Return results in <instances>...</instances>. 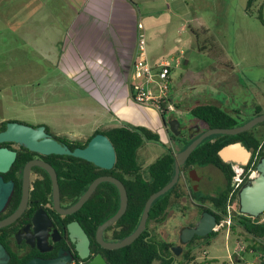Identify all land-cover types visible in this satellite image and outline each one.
<instances>
[{"label":"crops","instance_id":"0c3cea01","mask_svg":"<svg viewBox=\"0 0 264 264\" xmlns=\"http://www.w3.org/2000/svg\"><path fill=\"white\" fill-rule=\"evenodd\" d=\"M199 2V0H0V26L1 29L3 26L7 29L6 31H11L13 34L22 35L26 38L24 42L28 40L27 43L31 44L32 69H27L31 71L27 87L38 85L40 69H57L61 72V76H67L69 80L74 73L73 69H86L78 75L79 78L84 76L80 81L87 83L86 91L95 95L102 106L111 108L119 116L117 119L119 123L129 122L135 126H144L156 134L158 133L156 131L162 132L166 143H170L167 144L166 149L174 151L172 141L178 148L181 143L173 139V132L168 125H165L161 114L159 113L160 118L154 121V118L146 114L148 111L146 105L137 106L135 100H132L134 99L132 95L133 64L138 37L144 33L147 39V58L153 65H158L162 61L172 62L171 60L174 59L176 66H186L188 60L184 58L186 52L182 43L187 42L192 45L194 37L197 38L201 32L208 33L207 17L215 18L219 14L215 12L217 10L215 5L203 6ZM209 8L211 14L207 16L204 11H208ZM16 49V46H13L12 51ZM44 62L46 65L41 66L40 63L44 64ZM9 66V62L0 59V95L3 91L1 87L5 89V85H11L6 84L9 78L4 76L6 70H13L6 69ZM172 70L173 64L171 74ZM228 70L234 69L228 68ZM80 81L79 83L82 84ZM39 87H41L40 83ZM222 87H224V81L216 78L209 89L210 92L207 93L209 96L207 95L203 102L196 100L201 91H198L199 88H194L193 94L188 98L180 94L174 96L170 90L171 100L177 106L175 112L182 113L184 116L191 114L192 109L197 106L210 104L231 115L233 112L240 113L237 108H230V100L216 98ZM35 89L33 96L38 94V86ZM252 100L253 103L256 102L257 97H253ZM253 107V114L262 109L259 102H256ZM171 120L175 118L171 116ZM7 121L9 120L5 116L1 117L0 125ZM45 126L50 131V127ZM195 126L198 125L182 126L181 133L185 134L183 139H189L187 134L189 129H192L195 134L198 132ZM200 128L204 130L202 125ZM166 143L163 142L164 145ZM216 171L223 177V190H225L227 181L223 173L212 165L196 167L189 177L183 178V181L185 180L187 185L192 187L191 198L187 199L194 205L199 206V199L206 197L201 195V191L207 184H212L213 178L218 175ZM212 196L214 195L208 197ZM180 203H175L169 210L167 219L162 223L161 235L156 234L155 224H151L150 232L151 236L155 235L158 239L183 247L182 230L186 227H194L200 218L194 224L192 221L173 224L171 232L179 239L178 244L173 243L167 224L171 222L175 213L184 211L177 207ZM183 216H185L184 213ZM236 231L237 229L228 231L226 239H231L233 236L237 245L239 243L246 245V254L243 259L253 262L259 254L264 253L254 249V243H260V240L242 233L241 230L240 233L248 240L243 242L240 236L234 234ZM262 243L264 244V239ZM208 255L209 252H207V258ZM239 259H236L237 262ZM206 260L205 257H201V261L206 262Z\"/></svg>","mask_w":264,"mask_h":264},{"label":"rangeland","instance_id":"374dc122","mask_svg":"<svg viewBox=\"0 0 264 264\" xmlns=\"http://www.w3.org/2000/svg\"><path fill=\"white\" fill-rule=\"evenodd\" d=\"M199 1V4L203 6L205 4L215 5L217 9L215 12L219 14L215 18H210L208 15L211 14V9L205 10L204 13L208 16L209 32L205 34L201 32L197 38L194 37L192 45L187 42L182 43L186 52L184 58L188 60L186 66H176V61L171 60L173 70L170 90L174 96L180 94L188 98L193 94L194 88H199L198 91H201L196 100L203 102L209 96L207 93L210 92L209 89L216 78L222 79L224 87L216 98L230 100V108H237L240 112L237 114L233 112V116L238 121L247 123L255 116L253 106L256 102L262 105L264 111V24L258 17L262 14L264 18V0H257L251 7V13L247 12L248 0ZM6 30L3 26L1 29L0 26V59L10 63L6 69L13 70L5 71V78H9L6 84L11 85H5V89L1 87L3 98L0 95V118L5 116L8 122H21L33 127L45 124L50 127L52 134L71 141H86L96 131L104 132L109 127L122 125L135 127L133 123H119L117 120L119 116L111 108L102 106L95 95L86 91L87 83L80 81L84 76L78 77L86 69H73L71 80L67 76H61V72L57 69H40L38 85L27 87L31 74V71L27 69H32L31 44L27 43L28 40L24 42L26 38L22 35ZM13 46L17 49L12 51ZM203 47H205L204 50ZM40 65L43 66L46 63H40ZM228 68L234 70L231 71ZM37 86L38 94L33 96ZM255 96L257 101L253 103L252 98ZM135 104L143 106L137 102ZM147 108L146 114L157 121V118H160L159 111L151 106ZM171 116L181 126L197 124L204 127L192 114L188 113L183 116L182 113L176 112L167 114L166 123L168 125L172 121ZM255 129L264 134V122L252 130ZM156 132L159 133L157 134L161 142L145 141L139 150L138 159L143 166L144 173H147L148 167L168 151L166 146L170 143H166L162 132ZM172 145L176 153L180 147H176L173 141ZM216 173L218 175H215L212 184H207L206 188L201 191V195L206 198L210 195L215 196L224 189L223 177L218 171ZM190 194V191L186 192L184 199H190ZM188 199L177 204V207L184 211L175 213L171 222L167 224L169 234H172L173 224L187 223V221H192L194 224L202 217L200 207ZM204 205L208 208L212 207L209 201H206ZM238 207L236 205L235 214L239 213ZM259 219L264 222V214ZM155 227L156 234L161 235L163 224H155ZM241 230L237 228L234 234L240 236L241 241H248L242 234L246 233L243 230L240 233ZM228 233L224 230L215 234L214 238L209 239V245H205V242H198L194 248L197 260L201 261L204 251L209 252L208 258L205 257L207 264H235L237 258H244L245 252L236 251L238 245L235 238L232 236L231 239H226ZM170 239L175 244L179 243L176 234H172ZM183 247H185L184 244Z\"/></svg>","mask_w":264,"mask_h":264},{"label":"trees","instance_id":"16d2710c","mask_svg":"<svg viewBox=\"0 0 264 264\" xmlns=\"http://www.w3.org/2000/svg\"><path fill=\"white\" fill-rule=\"evenodd\" d=\"M256 1L248 0V13H251V7ZM258 17L264 24L262 14H259ZM262 113V109H259L255 115L258 116ZM160 114L166 122L168 112L164 110ZM191 114L204 125V130L234 128L244 124L233 115L210 104L193 108ZM7 123L8 121L0 125V131L6 129ZM47 130L49 131L48 128ZM99 133L107 135L115 147L117 161L114 168L105 170L80 158L67 155L59 156L62 167L60 173L63 181L60 183V188L62 197L66 201H76L98 177L113 176L121 180L129 197L128 209L124 216L104 233L106 241L115 242L131 235L139 227L148 199L173 179L175 175V156L186 149L200 134L187 140L183 139L185 137L183 133L180 136L172 134L173 139L181 143L179 150L175 153L172 149H168L167 153L152 163L148 167V172L144 173L143 166L138 159L139 150L143 147L145 141L161 142L158 134L143 126H119L109 128L104 132L96 131L87 141L69 143V146L71 149H75L77 146H86ZM235 142H242L254 153H257L260 149L257 159H252L249 165L245 167L247 173L244 185L252 179L248 171L251 168L255 170L264 157V134L257 137L255 131L251 130L237 136L213 135L209 137L194 150L186 163L180 167L179 182L168 193L153 203L147 230L131 245L122 249L107 250L102 248L96 241L98 227L114 216L120 206V196L116 186L112 183L100 184L77 214V216H82V223L93 241V256L101 253L108 264H207L205 261L197 260L194 248L198 242H205V245H209V239L214 238L217 233L213 232L206 237L196 236L185 247H182V253L176 256L172 251L175 245L158 239L155 235L151 236L150 226L151 224H162L167 219L171 207L175 203H180L184 198L186 190L181 182L183 178L189 177L194 168L209 165L215 166L223 173L227 181V187L215 196L199 199V207L202 213L210 212L220 221L222 215L226 214L234 172L232 171V164L225 163L219 156V151L226 145ZM24 163L25 160L19 158L13 165V170H20ZM236 198L238 199V194ZM206 201L211 203V208L204 205ZM233 220L234 225L231 229L241 228L248 235L260 240V243H254V249L264 252V244L262 243L264 239V222H261L259 218L254 219L240 214V212L235 214ZM9 264H25V261L14 257Z\"/></svg>","mask_w":264,"mask_h":264},{"label":"water","instance_id":"95a60500","mask_svg":"<svg viewBox=\"0 0 264 264\" xmlns=\"http://www.w3.org/2000/svg\"><path fill=\"white\" fill-rule=\"evenodd\" d=\"M264 122V113L253 118L249 122L234 128H214L205 130L198 138L193 140L186 149L175 156V175L173 179L161 190L151 195L145 205V209L140 221L139 227L129 236L120 241H106L104 233L107 229L115 225L126 213L128 209L129 197L127 189L123 182L113 176H101L95 179L88 187V190L79 199V201L70 209L63 210L60 206V187L55 170L47 163L41 161L30 162L24 173V196L23 201L17 210L7 220L0 222V228L13 223L25 210L28 200L29 174L31 167L38 165L47 170L53 181V194L56 209L65 215L74 214L80 210L84 204L91 198L96 189L102 183H112L116 186L120 196V206L114 216L101 224L96 231V241L104 249L118 250L131 245L136 241L144 231L147 230V223L150 216V210L153 203L161 196L168 193L180 180V167L186 163L194 150L206 139L213 135L237 136L253 129L258 124ZM165 125H168L165 122ZM174 135L180 136L182 126L175 119L168 125ZM199 130V127H196ZM194 137V132L190 131L189 138ZM4 143H17L25 148L41 153L44 155H69L76 158L86 160L95 166L112 170L117 161L116 150L105 134L99 133L95 135L85 148H76L71 150L66 144L60 143L48 131L46 126L41 125L33 127L21 122L10 121L7 123L6 129L0 131V145ZM219 156L225 163L236 164L240 166H248L253 158V152L248 149L242 142H235L226 145L219 151ZM17 153L5 147H0V212L8 205L14 190L13 182H5L1 174L7 173L14 165ZM256 175L252 177L244 186L241 187L238 195L240 214L258 219L264 214V157L258 163ZM217 218L210 212H203L202 217L194 227H186L181 232V241L184 245L197 237H206L214 232L217 225ZM69 232L73 241L77 242V250L81 259H88L87 264H108L104 256L99 253L95 256L91 254V240L89 236L81 229L78 223H72L69 226ZM172 251L179 256L183 248L182 246H174ZM11 257L6 249L0 244V264H8ZM71 257L67 252H60L59 256L54 260H33L27 264H69Z\"/></svg>","mask_w":264,"mask_h":264},{"label":"flooded vegetation","instance_id":"af4514ba","mask_svg":"<svg viewBox=\"0 0 264 264\" xmlns=\"http://www.w3.org/2000/svg\"><path fill=\"white\" fill-rule=\"evenodd\" d=\"M255 117L257 116L255 115L254 118ZM197 127H199V130L196 134L194 133V136L205 131H202L200 126ZM190 131H192V129L188 130V136ZM254 131L257 137L263 135L259 133L257 129ZM48 132L60 143L66 144L69 148V143L84 142L59 138L54 136L50 131ZM86 146H77L76 148H85ZM0 147L15 151L17 153L16 161L19 158L25 160L20 170H13L12 166L7 173L1 174L6 183L13 182L14 184L13 194L9 203L6 208L0 212V222H2L17 212L23 201L24 173L26 166L33 161H41L49 164L57 174L60 187V183L63 181L62 174L60 173L62 167L59 156L65 155H44L31 151L17 143H4L0 145ZM75 149L71 150L73 151ZM251 151L255 154L253 150ZM181 182L186 192H191L192 187L188 186L185 180ZM53 189V181L47 170L38 165L32 166L29 174L28 200L24 212L13 223L0 228V244L10 254L11 259L9 263L14 257L21 261H25V264L33 260H54L59 256L61 251L67 252L72 258L71 261L68 262L69 264L88 263V259L84 260L80 258L77 250V242L73 241L69 232V226L72 223H78L81 229L89 236L85 225L82 223V216H77L83 207L74 214L65 215L60 213L55 207ZM82 196L77 198L76 201H66V199L62 197L60 188L61 208L63 210L72 208ZM90 240L91 254L93 255V241L91 238Z\"/></svg>","mask_w":264,"mask_h":264},{"label":"built area","instance_id":"2783aa9c","mask_svg":"<svg viewBox=\"0 0 264 264\" xmlns=\"http://www.w3.org/2000/svg\"><path fill=\"white\" fill-rule=\"evenodd\" d=\"M172 63L170 61H162L158 65H153L147 58V39L144 33L140 34L137 43V52L133 64V79L132 95L135 102L151 106L161 113L166 110L169 113L176 111L175 103L170 97V74ZM260 149L253 154L252 159H257ZM246 166L232 164V171L234 176L232 178V189L229 195L228 206L226 214L222 215L220 221L214 228L215 233H220L224 230H231L234 225V216L236 212V205L241 187L246 180ZM252 177L256 175V171L252 168L248 171ZM236 251L242 253L246 252V245L239 243ZM207 252H203V257H206ZM235 264H264V253L257 256L255 261H248L240 258Z\"/></svg>","mask_w":264,"mask_h":264}]
</instances>
